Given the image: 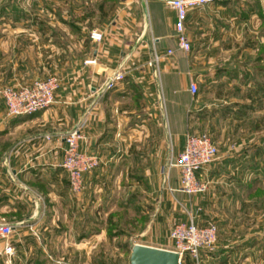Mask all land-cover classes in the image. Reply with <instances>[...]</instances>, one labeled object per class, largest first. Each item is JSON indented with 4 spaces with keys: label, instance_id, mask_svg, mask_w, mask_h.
Listing matches in <instances>:
<instances>
[{
    "label": "crops",
    "instance_id": "1",
    "mask_svg": "<svg viewBox=\"0 0 264 264\" xmlns=\"http://www.w3.org/2000/svg\"><path fill=\"white\" fill-rule=\"evenodd\" d=\"M67 1L58 5L15 0L2 10L3 16L13 13L14 18L0 20V224L19 228L23 236L31 235L33 228L41 234L48 231L47 221L58 218L68 202V175L61 166L64 136L77 125H82L84 135L80 150L100 160L98 168L84 176V189L103 187L111 193L120 185L133 188L134 180L147 187L148 173L163 170L167 139L172 153L178 155L186 134L206 131L222 150L200 173L206 184L200 196H213L203 197L208 205L229 197L228 191L219 189L216 196L211 190L231 169L243 168V157L261 152L252 143L264 135V0L216 2L190 10L185 23L189 53L177 48L176 15L165 0H117L114 20L103 26L100 43L85 36L83 21H69ZM81 10L77 4L76 11ZM52 29L62 35L66 31L69 37L74 35L71 29L81 32L76 42L83 50L67 52L71 62H63L55 71L63 83L49 108L5 119L1 91L39 79L36 74L30 79L31 62L42 54L37 44L45 48L55 42ZM168 50L173 54L167 55ZM153 53L160 58L158 76L146 66ZM89 60L96 62L85 64ZM121 64L124 81L103 91L105 81ZM190 82L198 87L195 96L188 92ZM230 141H237V147L221 148ZM233 176L235 187L238 177ZM169 185L173 193H180L178 176L173 182L169 178ZM104 196H93L92 203L97 201L102 208L98 202ZM123 196L110 197L109 203L121 204V198L125 205L133 203L132 192ZM81 198L84 216L85 201H90L84 194ZM192 200L197 205V198ZM195 212L199 215L201 209ZM18 242L24 248L27 239ZM3 247L0 240V251ZM16 258L15 254L12 260ZM4 259L0 257L3 263ZM221 264L249 263L226 260Z\"/></svg>",
    "mask_w": 264,
    "mask_h": 264
},
{
    "label": "rangeland",
    "instance_id": "2",
    "mask_svg": "<svg viewBox=\"0 0 264 264\" xmlns=\"http://www.w3.org/2000/svg\"><path fill=\"white\" fill-rule=\"evenodd\" d=\"M41 1L59 5L61 1L66 0ZM12 2L15 0H0V20L14 18L13 13L5 17L2 12L4 8L12 5ZM67 2L70 5L69 21H83L87 31L85 36H88V39L91 31L103 32V26L109 23L110 19L114 20L115 11L113 10H115L117 0H68ZM77 4L82 7L79 12L76 11ZM52 30L57 35L55 42L47 44L45 48L37 44L42 54L33 63L31 62L29 75L30 79L34 74L39 79L54 75L61 81L58 89L60 90L63 81L56 72L63 62H71L66 59L69 57L67 52L71 51L75 54L83 50L80 43L76 42L81 32L78 33L75 29H71L74 35L69 37L66 36V31L62 35L60 31ZM4 117L13 119L6 117L5 113ZM262 131L264 132V125H262ZM199 133L209 136L206 131ZM236 143L237 141L225 142L222 143L221 148H236ZM167 144L169 148L165 155L163 170L148 173L147 187L142 186L141 188L140 183L135 180L132 182L133 188L129 189L120 185V188H112L111 193L109 190L106 192V188L102 187L101 190L83 188L81 193L74 194L69 187L68 202L63 205L61 211H58V218H53L51 221L45 218L44 223L47 221V225H50L45 234H41L35 228H33L34 231H30L29 236H23L19 228L13 231L9 242L12 246H16L15 254L18 260L13 262L16 264H36V262L45 264H130L131 248L135 244L164 250L172 249V242L169 239L170 229L177 223L188 222L191 216L199 227L208 225L217 227L216 248L213 253H201L198 261L186 254L181 264H221L226 260L264 264V135L261 140H255L252 143L254 147L260 146L261 152L243 157L246 160L242 163L243 168L231 169L233 172L224 174L225 178L218 184L219 187L211 190L215 191L216 196H220L217 193L219 189L224 194L230 193V196H225L224 200L219 203L215 201L209 205L204 203L203 197L212 198V195L201 197L200 195L204 193L188 196L170 192L169 178L173 182L178 176V170L173 168L169 178H165L163 172L170 162H177L178 155L172 153L169 139H167ZM218 150H222L220 146ZM228 175L231 176L230 179ZM232 176L238 177L235 187ZM119 179L124 178L120 176ZM130 191L133 203L125 205L122 198L120 199L121 204L111 205L109 203L110 197L114 199L119 196L124 197V193L130 194ZM83 194L90 201H85L87 212L84 216L81 215L83 212L80 211L81 206H79ZM98 195L107 197L104 196L106 201L102 197L101 202H98L102 203L103 210L100 204H96L97 201L92 203L93 196ZM193 198H197V205L192 200ZM191 203L193 209L190 207ZM197 207L201 209L199 215L195 212ZM108 210H113L110 214L112 221L108 220L109 216L106 214ZM98 211L101 212L100 215H97ZM20 218L23 220L24 217ZM94 233L97 236L91 237ZM19 239L21 241L27 239L25 250L18 247ZM83 239L85 241H82ZM30 257H32L31 260ZM0 264H7L6 260L4 259V263L0 261Z\"/></svg>",
    "mask_w": 264,
    "mask_h": 264
},
{
    "label": "built area",
    "instance_id": "3",
    "mask_svg": "<svg viewBox=\"0 0 264 264\" xmlns=\"http://www.w3.org/2000/svg\"><path fill=\"white\" fill-rule=\"evenodd\" d=\"M166 4L175 12V40L177 48L183 53H189L190 41L186 35L185 23L187 14L195 8H202L216 2H231L234 0H165ZM103 33L93 30L89 39L95 43L103 41ZM173 51L168 50L167 55ZM159 56L153 53L146 63L147 67L154 69V75L159 74ZM95 60L86 61L85 64L93 65ZM123 64V63H122ZM112 74L104 83L102 90H113L116 85L125 79L122 70ZM61 81L54 75L45 79H38L30 85L18 87H4L1 96L5 105V115L8 118L31 116L49 108L55 99V93L60 88ZM188 92L195 96L198 93L196 83L190 82ZM82 125H77L64 136L65 147L63 149L62 168L68 175V183L72 193L79 194L83 190V177L100 165L97 156L87 154L80 150V141L84 139ZM49 139V137H46ZM218 156V149L207 134H186L182 151L177 156V162L168 165L163 174L169 178L173 168L178 170V189L176 191L193 196L204 193L206 184L200 179L201 171L213 163ZM170 192L175 190L169 188ZM14 227L8 224H0V240L4 241L3 250L0 256H4L7 264H16L12 258L15 256L14 247L9 238ZM169 239L172 242V249L179 256V264L186 254L194 260H199L201 253H213L217 243V227L208 225L199 227L190 216L188 222H180L170 229Z\"/></svg>",
    "mask_w": 264,
    "mask_h": 264
},
{
    "label": "water",
    "instance_id": "4",
    "mask_svg": "<svg viewBox=\"0 0 264 264\" xmlns=\"http://www.w3.org/2000/svg\"><path fill=\"white\" fill-rule=\"evenodd\" d=\"M130 264H179L177 253L135 244L131 248Z\"/></svg>",
    "mask_w": 264,
    "mask_h": 264
},
{
    "label": "trees",
    "instance_id": "5",
    "mask_svg": "<svg viewBox=\"0 0 264 264\" xmlns=\"http://www.w3.org/2000/svg\"><path fill=\"white\" fill-rule=\"evenodd\" d=\"M25 117H27V116H25ZM111 218H112V215H109V219H108V220H109V221H112ZM36 264H45V263H44V262H36Z\"/></svg>",
    "mask_w": 264,
    "mask_h": 264
}]
</instances>
